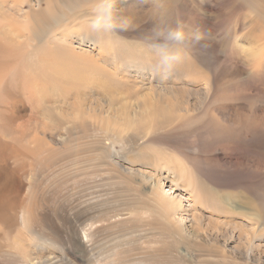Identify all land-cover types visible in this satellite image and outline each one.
<instances>
[{"label": "rangeland", "instance_id": "rangeland-1", "mask_svg": "<svg viewBox=\"0 0 264 264\" xmlns=\"http://www.w3.org/2000/svg\"><path fill=\"white\" fill-rule=\"evenodd\" d=\"M93 5L0 0V264H264V0H116L104 39Z\"/></svg>", "mask_w": 264, "mask_h": 264}, {"label": "clouds", "instance_id": "clouds-1", "mask_svg": "<svg viewBox=\"0 0 264 264\" xmlns=\"http://www.w3.org/2000/svg\"><path fill=\"white\" fill-rule=\"evenodd\" d=\"M116 0H94L91 17L86 25L90 35L104 39L123 24L115 14ZM143 42L151 50L155 62L153 68L163 75L172 73L183 60V46L187 34L180 27H157L143 36Z\"/></svg>", "mask_w": 264, "mask_h": 264}, {"label": "bare ground", "instance_id": "bare-ground-1", "mask_svg": "<svg viewBox=\"0 0 264 264\" xmlns=\"http://www.w3.org/2000/svg\"><path fill=\"white\" fill-rule=\"evenodd\" d=\"M1 37V36H0ZM108 38H110V36H108ZM80 41L82 43H90L92 42V40L90 39H87V38H83L81 37L80 38ZM7 49H8V53H9V58L8 60H5V61H1L0 60V94H3V93H9L11 91V84L8 83V81L5 79V76L9 77L11 79V82H13V76H14V72L16 71V68L18 66V59L16 57V54H15V47L13 46V44H10L7 46ZM67 49H69V46H67ZM1 98V97H0ZM87 98L84 99V101H86ZM2 102V101H1ZM147 102H149V98L147 99ZM58 103H60L58 101ZM104 105L108 106V107H112V102L111 101H104L103 102ZM85 121V119H84ZM1 144V143H0ZM40 150L42 149V146H40ZM7 164V163H6ZM5 164V166H6ZM8 165V164H7ZM9 167V166H8ZM5 168V167H4ZM1 169V168H0ZM10 170V169H9ZM4 171V170H3ZM5 172V171H4ZM14 173V172H13ZM10 175V174H9ZM8 175V176H9ZM6 176V175H5ZM1 177V176H0ZM3 177V175H2ZM2 179H5L2 178ZM4 183L7 185L8 184V181H4ZM3 183V184H4ZM4 184V185H5ZM5 185V186H6ZM25 187V186H24ZM6 188V187H5ZM6 192H4V187L2 186V183L0 182V207H2L4 205V202H5V199L7 198V195H5ZM14 197V196H13ZM13 197L10 196V202H9V205L12 204V201H13ZM222 203L221 201L218 202V206H221ZM28 215V214H27ZM21 218V217H20ZM23 218V220H22ZM22 218H21V221H23L25 223V218H26V212L24 215H22ZM25 220V221H24ZM186 234V236H189V238H191L192 234H190L186 229L183 230ZM193 239V238H191ZM253 243H254V237L252 239ZM195 242V241H193ZM195 244H197L195 242ZM54 261V260H53ZM35 262V261H34ZM45 262V261H44Z\"/></svg>", "mask_w": 264, "mask_h": 264}]
</instances>
